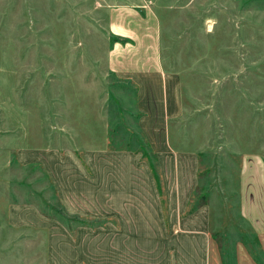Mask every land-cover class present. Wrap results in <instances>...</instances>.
I'll return each mask as SVG.
<instances>
[{
	"label": "rangeland",
	"instance_id": "1",
	"mask_svg": "<svg viewBox=\"0 0 264 264\" xmlns=\"http://www.w3.org/2000/svg\"><path fill=\"white\" fill-rule=\"evenodd\" d=\"M142 5L164 67L184 80L183 130L199 135L193 202L210 205L225 264H236L240 244L264 263L240 200L242 156L259 153L264 163V0H0V264H60L57 232L15 223L31 213L25 207L73 238L78 227L104 225L69 213L44 166L22 164L20 149L81 157L109 145L154 162L136 128V89L108 61L123 40L111 29L112 10Z\"/></svg>",
	"mask_w": 264,
	"mask_h": 264
},
{
	"label": "crops",
	"instance_id": "2",
	"mask_svg": "<svg viewBox=\"0 0 264 264\" xmlns=\"http://www.w3.org/2000/svg\"><path fill=\"white\" fill-rule=\"evenodd\" d=\"M143 12L147 18L131 20ZM149 12L145 5L112 10L111 29L123 40L114 42L108 61L111 72L136 89V128L154 162L139 149L109 145L89 147L81 157L49 147L18 152L22 164L44 166L69 213L104 223L78 227L73 238L61 225L52 229L55 221L23 208L31 215L16 224L46 225L57 232L52 237L60 264H225L214 245L210 205L188 211L200 183L203 151L199 135L183 130L184 80L164 67ZM240 185L241 216L256 233L264 258V163L259 153L242 156ZM236 260L258 264L242 244Z\"/></svg>",
	"mask_w": 264,
	"mask_h": 264
},
{
	"label": "trees",
	"instance_id": "3",
	"mask_svg": "<svg viewBox=\"0 0 264 264\" xmlns=\"http://www.w3.org/2000/svg\"><path fill=\"white\" fill-rule=\"evenodd\" d=\"M192 204L190 205V208H189V212L191 211H194L195 209H197L200 205L204 204V203H200V202H193V199H192Z\"/></svg>",
	"mask_w": 264,
	"mask_h": 264
}]
</instances>
